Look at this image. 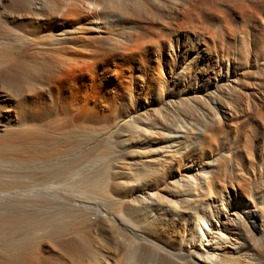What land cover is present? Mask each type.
<instances>
[{"label": "bare ground", "instance_id": "6f19581e", "mask_svg": "<svg viewBox=\"0 0 264 264\" xmlns=\"http://www.w3.org/2000/svg\"><path fill=\"white\" fill-rule=\"evenodd\" d=\"M0 264H264V0H0Z\"/></svg>", "mask_w": 264, "mask_h": 264}, {"label": "rangeland", "instance_id": "374dc122", "mask_svg": "<svg viewBox=\"0 0 264 264\" xmlns=\"http://www.w3.org/2000/svg\"><path fill=\"white\" fill-rule=\"evenodd\" d=\"M174 53H172V56H174L173 55ZM203 63V65L205 66L207 63H205L204 61H201V64ZM208 66V65H207ZM227 70V68H226V66H224V67H221V72L220 73H222L221 75L224 77V75H225V71ZM166 71V70H165ZM216 71V70H215ZM215 71H214V73L212 74V76H214V78L212 79L213 81V83L215 82V79H217L216 81H217V83H219V82H221L220 80H221V78L222 77H220V76H215ZM217 72V71H216ZM166 74H168V72L166 71ZM209 87H210V84H206V83H202L201 81L200 82H198L196 85L194 84L193 86H192V88L194 89V93H193V95L195 96L196 95V97H200V99H203L204 97L205 98H207V96L209 97V94H210V90H209ZM208 94V95H207ZM204 100V99H203ZM212 102V104L213 105H215V103H214V100L213 101H211ZM125 133V135H126V133L127 132H124ZM173 135H175L176 134V136L177 137H181L183 134L182 133H172ZM181 147H178V149L179 150H181L180 149ZM235 203L236 204H234V206L235 207H238V208H241L244 212H245V208H244V204H243V202H240V201H235ZM244 208V209H243ZM245 214H246V217H247V220L249 221V222H251V224H253L254 226H258V224H257V222H256V220L254 219V218H252L250 215H248L246 212H245Z\"/></svg>", "mask_w": 264, "mask_h": 264}]
</instances>
